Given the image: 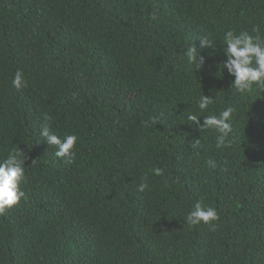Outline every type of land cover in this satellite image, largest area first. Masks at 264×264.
Instances as JSON below:
<instances>
[{
	"label": "trees",
	"instance_id": "1",
	"mask_svg": "<svg viewBox=\"0 0 264 264\" xmlns=\"http://www.w3.org/2000/svg\"><path fill=\"white\" fill-rule=\"evenodd\" d=\"M230 30L264 38V0H0V161L26 159L0 264H264V91L232 88ZM227 108L222 147L187 119ZM197 203L219 219L190 225Z\"/></svg>",
	"mask_w": 264,
	"mask_h": 264
},
{
	"label": "clouds",
	"instance_id": "2",
	"mask_svg": "<svg viewBox=\"0 0 264 264\" xmlns=\"http://www.w3.org/2000/svg\"><path fill=\"white\" fill-rule=\"evenodd\" d=\"M253 31L258 32V29ZM223 42L226 45L225 52L228 57L223 67L227 68L230 75L235 77L232 82L234 87L241 94H250L256 90L264 91V38L259 34L251 35L247 31H241L238 34L234 31H227L224 34ZM211 44V39L205 38L202 46ZM187 57L189 64L196 61V48L189 46L187 48ZM199 67V65H197ZM17 89L23 86V74L17 71L12 81ZM213 99L202 95L198 102V108L201 111L207 110L212 104ZM233 108H227L219 115H208L203 117V124L200 123L201 117L198 114H189L187 119L191 125H195L199 130L207 129L218 133L216 136L217 147H222L226 143V137L233 131L230 123L233 116ZM41 136L45 142L55 146V156L65 159L67 162H73L78 137L76 135H67L63 138L52 133L48 126L41 128ZM194 149L201 147V141L197 140L192 144ZM25 161L22 158L21 150H12L6 159L0 161V214L7 209H11L20 203L25 193L21 188L26 178ZM35 163V162H34ZM209 164L215 167L213 161ZM157 176L162 175L160 169H155ZM148 185L141 182L139 191H144ZM190 225H199L201 223L211 225L213 221L219 219L217 211L212 207H203L199 203L190 211L186 217Z\"/></svg>",
	"mask_w": 264,
	"mask_h": 264
}]
</instances>
